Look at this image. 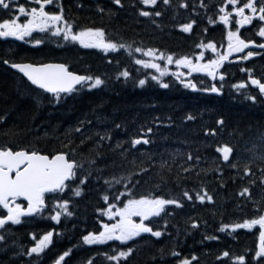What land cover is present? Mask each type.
I'll return each instance as SVG.
<instances>
[{"label":"trees","instance_id":"trees-1","mask_svg":"<svg viewBox=\"0 0 264 264\" xmlns=\"http://www.w3.org/2000/svg\"><path fill=\"white\" fill-rule=\"evenodd\" d=\"M25 3V0H19ZM179 0H174L179 5ZM123 7L115 6L112 0H55L54 10L64 8V15L70 22L79 27H103L108 36L119 43L131 45L133 48L144 47L146 43H163L170 47L181 46L187 41L178 25L187 22L190 9H168L156 22L151 23L148 17H141L139 0H122ZM104 9L103 12L100 9ZM36 38H44L45 43L18 42L0 38V145L9 144L19 148H36L44 152L61 150L62 144L68 143L65 134L73 140V147L79 144L80 135L72 130L78 127V121H90L88 133L110 131L111 141H105L100 149L105 160L99 161L97 167L108 165L103 173L93 171L91 178L83 187L80 197H73L70 204L71 217L62 216L58 225L55 242L39 257L21 255L12 257V252L30 247L35 241L32 236H39L47 231V226H37L35 220L28 219L17 225H9L3 234L7 237L8 253L4 255L3 244L0 243V259L11 258L15 264H53V261L64 251L71 250L66 257L67 264H87L91 258L94 264H108L103 253H111L113 248L131 247L133 254L127 264H178L185 256L196 255L195 264H221L217 257L222 251L233 255L244 254L241 247L244 229L233 232V248L225 244L221 235L229 234L227 230L220 232L221 224L242 222L253 215L251 201L242 198L238 192L247 180L241 181L237 171L227 162H223L216 148L229 143L235 145L234 162L241 163L247 157L246 141L264 130V102L258 96L256 103L250 100L235 98L231 95L230 86L224 88L222 96L210 93H196L169 80L168 88H161L153 80L149 85L140 87L138 80L143 73L135 65L134 59L126 53L105 54L102 50L87 49L77 43L65 42L61 38H49L45 34H37ZM195 49L189 50L191 53ZM13 62L42 63L59 61L79 73L100 75L105 83L98 88L79 92L65 97L60 104L51 102V95L37 89L20 74L14 72L3 60ZM111 61V62H109ZM127 68L131 76L127 79L118 74ZM149 74V73H148ZM234 82L227 81L225 85ZM257 95V94H255ZM191 114L194 119L187 120ZM221 116L225 119V127L220 128L215 121ZM120 124L121 128L114 125ZM151 127L153 133L148 145H137L135 150L129 149V141L136 137L141 129ZM217 129L215 136L205 135V129ZM243 138L229 135L234 129L245 130ZM120 142L121 148L129 149L127 159L122 160L119 151L111 149ZM88 143L77 149L87 158ZM191 153L193 161H187ZM199 156L197 164L195 157ZM151 157V160L148 158ZM82 156L78 155L77 159ZM166 161L171 171L161 170L159 164ZM115 161L117 166H113ZM135 162L136 168H133ZM149 164L151 167L149 168ZM194 166L191 173H183L181 166ZM139 167L149 168L147 174L137 175L132 183L139 181L135 189L137 195L156 189V194L165 198H178L183 207L167 206V215L150 218L154 228L163 231L160 238L143 233L133 241L122 245L119 241H108L102 245H85L81 238L91 231L92 223L107 217H101L97 208L107 205L101 199L109 194L110 198L123 190V184L114 185L109 190L104 178L121 174L127 175ZM85 170L88 165L85 162ZM199 173V175H197ZM164 182L161 183L160 176ZM259 173H257V176ZM179 177V179H178ZM79 184V181H76ZM76 184L72 185L75 187ZM204 188L213 197L211 202H200L194 193ZM193 194V200L182 197L183 190ZM253 199L263 196L259 182L252 188ZM71 196V193H70ZM165 221L167 227L165 228ZM195 221L198 227L193 228ZM56 231V232H57ZM232 233V232H231ZM219 239H205V237ZM239 238V239H238ZM238 239V240H236ZM53 240V241H54ZM15 241V243H13ZM172 251L180 253L179 257L170 255ZM222 264H233L224 258Z\"/></svg>","mask_w":264,"mask_h":264},{"label":"snow or ice","instance_id":"snow-or-ice-1","mask_svg":"<svg viewBox=\"0 0 264 264\" xmlns=\"http://www.w3.org/2000/svg\"><path fill=\"white\" fill-rule=\"evenodd\" d=\"M55 0H25V3H19V0H0V38L13 37L18 40L29 38V42L34 45L45 43L44 38H35L33 33L39 32L49 38H61L65 42L78 43L84 48H94L102 50L104 53L119 52L124 49L129 56H134L135 53L141 54L144 58H135V65H139L144 69H153L156 74H147L144 78L138 80L140 86H144L150 78L157 81L162 88H168L169 84L164 83L162 77L168 74V65L175 64L177 68H186V73H172L185 88L193 90H201L209 93L222 95L223 84L217 87L213 83L209 88H198V85L188 77L192 73H206L213 81L216 80L219 74V80L224 81V73L219 72V69L232 54H241L237 56L240 61L249 60L252 57L260 55L259 52L251 50L252 47L259 48L264 51V42L257 43L256 39L242 37L241 29L246 25H253L257 28L254 36L264 40V0H221L216 6L218 10V20L227 26L226 40L227 49L221 52L217 49L216 43L209 40L207 43L201 42L196 45L201 49L194 55H181L179 57L174 53L165 54L158 49L151 47L144 48L137 46L133 48L131 45L119 43L111 39L105 28L103 27H79L78 30L74 22H70L64 15L63 6L59 7L58 11L47 10L52 6ZM139 3L145 7L139 9L141 17L151 18L153 16L160 17L161 11H156L158 0H139ZM164 5H170L171 0H162ZM26 4L29 5L26 7ZM115 6L123 7L122 0H112ZM199 6L207 12L209 5L200 0ZM179 8L185 10L192 8L195 12L196 5L190 4L189 0H180ZM151 8L152 10H145ZM101 12L104 9H100ZM21 18H23L21 22ZM234 21V25H233ZM209 24H215L217 21L211 15L208 16ZM255 22V24H254ZM155 23V21H153ZM197 23L195 19L189 20L187 23L178 25L179 29L184 33H191L193 26ZM233 27L235 30H233ZM207 32V29H204ZM205 50H210L213 58L205 59ZM245 50L246 54H245ZM163 61L164 63H160ZM111 62V61H109ZM5 65H9L12 69L18 70L31 82V85L42 90L45 94H51V102L60 104L61 101L72 94L79 92L83 88L88 90L98 88L105 83L100 75H81L77 72L70 71L69 65L65 63H10L9 60H3ZM247 72L248 81L251 86L258 89V95H246L244 98L256 103L258 96L264 99V77L257 78L253 75L252 69H241ZM125 79L131 76L127 68L123 69L119 77ZM247 82H239L232 85L238 92L242 89H247ZM243 95V93H241ZM4 119L0 116V121ZM187 120H193L194 117L189 114L185 117ZM215 123L224 128L225 119L221 116ZM91 125L90 121H78V127L72 131L80 135L79 144L73 145V140L68 133L65 134V139L68 143L62 144L61 150H52L44 152L36 148H19L9 144L0 145V243L3 244L4 255L8 253L7 237L4 231L9 225H17L21 223L22 217H31L36 214H42L43 211H50V219L59 222L62 215L72 216L70 204L73 197H80L83 194V187L91 178L93 171L103 173L107 164L103 168L97 167L99 161L105 160V155L100 149L104 146L105 141H111L110 131L104 133L95 132L88 133L87 128ZM115 128H121L120 124L114 125ZM264 128V126H262ZM250 132L251 128L240 130L234 129L229 135H239L244 137L245 132ZM153 133V129L148 127L146 131L141 129L136 137L130 139L129 149L135 150L137 145H148L153 141L149 138ZM217 129H205V135L215 136ZM88 143H92V147L88 149V157L83 158V154L78 153L77 149ZM250 145L245 151L248 153L243 164L237 160L234 162L235 145L223 143L216 148V152L220 154L223 162H227L232 169H235L238 178L243 181L247 180V185L242 186L238 195L251 201L253 205V215L251 218H245L242 222L231 224H221L219 231L227 230L235 231L237 229H253L259 226L258 244L254 253L247 252L244 254L233 255L225 250L220 253L217 260L223 262L224 258L230 259L233 264H264V197L260 200L253 199L252 188L259 185L264 189V130H258L257 134L250 137L246 141ZM129 149L121 148L120 142L111 149L113 152L119 151L122 160L127 159ZM81 155V159L77 156ZM151 160V157L148 158ZM191 153L187 155V161H193ZM199 156L195 157L198 164ZM85 162L88 165V170H85ZM133 168H136L133 161ZM113 166H117L115 161ZM151 164H149V168ZM149 168L139 167L138 170L130 171L127 175L121 174L119 177L112 175L104 178V183L109 190L113 189L114 185L123 184V190L118 194L111 196L109 194L102 195L101 199L107 205L104 208H97L96 211L101 217H107L109 222L100 221V229L96 232L88 231L83 235L81 240L85 245L105 244L108 241H119L122 245L125 242L133 241L134 238L141 236L143 233L151 234L152 237L160 238L164 233L159 228H154L150 218L161 217L162 214L167 215V206L174 205L177 208L183 207L181 200L178 198H165V196L156 194V189L137 195L135 189L139 185V181L132 183L137 175L147 174ZM161 170L167 169L171 171V165L166 161H161L159 164ZM183 173H191L194 171V166L190 164L185 168L181 166ZM257 173L259 175L257 176ZM199 175V173H197ZM161 183L164 182L163 175L160 176ZM179 179V177H178ZM79 184H76V181ZM76 184L75 187L72 185ZM71 193L69 198H63ZM52 194L56 199L52 203L51 209L46 201V195ZM182 197L187 201L193 200V194L185 189L182 192ZM196 200L200 202L213 200L208 191L204 188L194 193ZM26 202V205L20 200ZM167 221H165V228ZM192 227H198V224L193 221ZM54 231H47L36 239L30 247L21 248L19 252H12V257L25 255L28 257H39L53 242ZM205 239H219V237H205ZM15 243V241H13ZM71 250H66L61 253L53 264H67L66 257L70 256ZM134 249L131 247L113 248L112 254L103 253L102 255L108 264H127L128 258L133 254ZM173 257H179L180 253L172 251ZM198 257L191 255L185 256L178 260V264H195ZM0 264H5V261L0 259ZM7 264H15L9 258ZM87 264H94L90 258Z\"/></svg>","mask_w":264,"mask_h":264},{"label":"flooded vegetation","instance_id":"flooded-vegetation-1","mask_svg":"<svg viewBox=\"0 0 264 264\" xmlns=\"http://www.w3.org/2000/svg\"><path fill=\"white\" fill-rule=\"evenodd\" d=\"M209 1L212 2L213 5H215V6H217L220 3L218 0H209ZM218 15H219V13L215 15L216 20L218 19ZM215 24H217V23H215ZM254 24H255V22H254ZM204 25L208 27V26H211L212 24H209L208 19H207V20H205ZM233 25H234V21H233ZM224 27H225L224 29L227 30V26L224 25ZM233 30H235L234 27H233ZM255 31H257L256 27H254L253 25H246V26H244V28L241 29V34H242V37H244V38H249V36H250V39H256L260 43L264 42V40H261L260 38L254 36ZM197 32L199 33V35L201 33H203L201 29L197 30ZM224 36H225L224 38L218 39L219 35H216V34H207L206 35V37L209 40L216 43L217 49L221 52H224L227 49L226 34ZM200 41H201V39L196 40V45H198V43ZM200 50L201 49H198L196 47V53H198ZM246 51L247 50H245V54H246ZM253 51L259 52L260 55L252 57L251 59L253 61H251V62L245 61L243 63V61L238 60L237 56H239L241 54H237V53L232 54V56H230L229 59L224 62V64L219 69V72L224 73V76H225L224 81L228 78L229 74H238L241 67H243L244 69H252V70H254L256 68L257 70H259L264 75V51L258 50V49H255ZM211 58H213V54L212 53L208 54L207 51L205 50V59L207 60V59H211ZM188 78L193 80V82H195L198 86H202V88H208L209 87L208 82L211 83L210 85H212L213 83H216L217 87H220L221 83L223 84V82H224V81L221 82L219 80V74L217 75V78L215 81H213L211 77L207 76L206 73H192L191 77H188ZM257 236H259V229L257 230Z\"/></svg>","mask_w":264,"mask_h":264},{"label":"bare ground","instance_id":"bare-ground-1","mask_svg":"<svg viewBox=\"0 0 264 264\" xmlns=\"http://www.w3.org/2000/svg\"><path fill=\"white\" fill-rule=\"evenodd\" d=\"M255 49L260 50L259 48H255ZM120 53H126V52H125L124 49H121L120 52H112V54H114V55H116V54H120ZM195 53H196V50H194V51L191 52L192 55H194ZM126 54H127V53H126ZM131 57H132V59H135V58H136V57H135V54H134V56H131ZM42 63H43V62H42ZM137 67L140 69L141 73H143L142 68H141L139 65H137ZM142 78H144L143 74L141 75V77H140L139 79H142ZM169 80H172V79H171L170 77H167V80H166V83H167V84H168ZM228 80H230L231 82H234V78H233L232 76H228V78L223 82V84L225 85V84L227 83ZM148 83H149V81L147 80V83L145 84V87L149 85ZM234 84H236V82H234ZM234 84H232V85H234ZM201 89H202V88H201ZM192 90H193V89H192ZM193 91L196 92V90H193ZM203 93H209V92H204V91H203ZM257 95H258V94H257Z\"/></svg>","mask_w":264,"mask_h":264},{"label":"rangeland","instance_id":"rangeland-1","mask_svg":"<svg viewBox=\"0 0 264 264\" xmlns=\"http://www.w3.org/2000/svg\"><path fill=\"white\" fill-rule=\"evenodd\" d=\"M34 34H36V32L35 33H33V35ZM8 38H13V37H8ZM14 39H16V38H14ZM18 40V39H17ZM24 41V40H23ZM121 50H119V52H120ZM109 53H112V52H109ZM135 57L136 58H144V59H147V57H143L141 54H139V53H135ZM160 63H164L163 61H160ZM141 67V66H140ZM168 67V69L169 70H172L173 68H177V66L175 65V64H171V65H168L167 66ZM142 68V67H141ZM142 70H143V68H142ZM179 70H184L183 68H179ZM167 77H169V76H164V79H165V83H166V80H167ZM56 199V198H55Z\"/></svg>","mask_w":264,"mask_h":264},{"label":"water","instance_id":"water-1","mask_svg":"<svg viewBox=\"0 0 264 264\" xmlns=\"http://www.w3.org/2000/svg\"><path fill=\"white\" fill-rule=\"evenodd\" d=\"M18 63H31V62H18ZM45 63H63V62H45ZM12 69V68H11ZM15 72L21 74L23 76L22 73H20L18 70L16 69H13ZM79 74V73H78ZM26 78V77H25ZM27 79V78H26ZM30 82V81H29ZM31 83V82H30ZM22 199V198H21Z\"/></svg>","mask_w":264,"mask_h":264}]
</instances>
